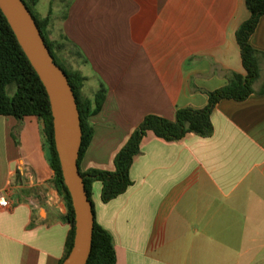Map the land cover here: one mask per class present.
Listing matches in <instances>:
<instances>
[{"label": "crops", "instance_id": "obj_1", "mask_svg": "<svg viewBox=\"0 0 264 264\" xmlns=\"http://www.w3.org/2000/svg\"><path fill=\"white\" fill-rule=\"evenodd\" d=\"M60 65L105 95L88 122L81 172L113 159L147 115L174 120L207 92L244 75L235 31L244 0H39ZM258 77L244 100L222 99L212 133L167 142L147 131L131 185L107 203L91 185L94 221L112 237L116 264H264V15L248 38ZM66 61H69L67 65ZM68 66L70 68H68ZM42 124L0 115V264H59L69 226L51 184Z\"/></svg>", "mask_w": 264, "mask_h": 264}, {"label": "trees", "instance_id": "obj_2", "mask_svg": "<svg viewBox=\"0 0 264 264\" xmlns=\"http://www.w3.org/2000/svg\"><path fill=\"white\" fill-rule=\"evenodd\" d=\"M38 1L22 0L32 14L54 62L64 71L72 89L81 127L78 164L92 137L93 130L88 118L100 108L104 99L105 89L101 86L92 99L82 96L81 89L85 78L78 71L67 70L58 62L56 51L60 49L61 45L47 39L48 18H41L33 12V8ZM244 1L248 17L235 31V41L239 48L244 75L233 74L224 86L207 92V104L201 109L178 108L175 112L174 120H167L156 115L145 116L114 156L113 171L89 169L81 172L79 170L90 202L93 182L98 181L101 183L100 200L102 203L111 201L128 189L131 185L129 169L133 158L140 153V142L147 131H151L156 137L167 142L178 141L188 133H193L200 137H208L212 133L210 114L215 104L222 99L244 100L253 92L252 84L259 74L258 53L250 47L248 38L254 31L258 19L264 15V0ZM0 115L12 116L17 119L25 116H35L43 126L44 146L47 150L49 165L53 173L51 184L66 206L64 220L69 226L65 253L59 262L61 264L69 254L73 244L74 211L55 150L50 102L42 82L20 47L1 10ZM92 214V240L86 264H116L112 237L108 231L94 221L93 205Z\"/></svg>", "mask_w": 264, "mask_h": 264}, {"label": "water", "instance_id": "obj_3", "mask_svg": "<svg viewBox=\"0 0 264 264\" xmlns=\"http://www.w3.org/2000/svg\"><path fill=\"white\" fill-rule=\"evenodd\" d=\"M0 10L42 82L50 102L55 150L74 211L73 244L61 264H86L92 240L93 214L77 164L81 127L72 89L22 0H0Z\"/></svg>", "mask_w": 264, "mask_h": 264}, {"label": "built area", "instance_id": "obj_4", "mask_svg": "<svg viewBox=\"0 0 264 264\" xmlns=\"http://www.w3.org/2000/svg\"><path fill=\"white\" fill-rule=\"evenodd\" d=\"M9 202L3 194H0V209H7Z\"/></svg>", "mask_w": 264, "mask_h": 264}, {"label": "rangeland", "instance_id": "obj_5", "mask_svg": "<svg viewBox=\"0 0 264 264\" xmlns=\"http://www.w3.org/2000/svg\"><path fill=\"white\" fill-rule=\"evenodd\" d=\"M66 63H67V65H69L68 63H69V61H66ZM68 68H70L69 66H68Z\"/></svg>", "mask_w": 264, "mask_h": 264}]
</instances>
